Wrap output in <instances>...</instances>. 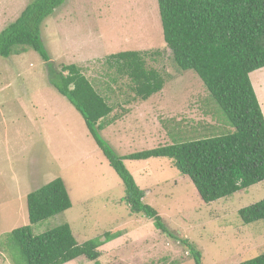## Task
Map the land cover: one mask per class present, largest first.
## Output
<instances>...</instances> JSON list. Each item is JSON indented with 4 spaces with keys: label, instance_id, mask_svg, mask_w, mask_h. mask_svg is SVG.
<instances>
[{
    "label": "rangeland",
    "instance_id": "rangeland-1",
    "mask_svg": "<svg viewBox=\"0 0 264 264\" xmlns=\"http://www.w3.org/2000/svg\"><path fill=\"white\" fill-rule=\"evenodd\" d=\"M32 1L0 0V32ZM41 38L56 67L79 66L112 106L99 135L118 156L234 131L198 75L173 62L157 0H65L44 21ZM124 50L149 52V66L164 78L146 101L135 99L126 77L112 79L106 60ZM250 80L264 109V67ZM123 163L166 231L130 212L124 184L81 114L49 84L39 54L28 47L0 57V264L21 263L17 247L5 242L13 229L30 225L27 195L56 178L72 206L31 224L33 234L64 223L78 243L119 234L98 248L96 260L63 264H194L183 240L201 251L202 264H239L264 253L263 221L244 224L238 213L264 199V181L205 203L169 158Z\"/></svg>",
    "mask_w": 264,
    "mask_h": 264
},
{
    "label": "trees",
    "instance_id": "trees-1",
    "mask_svg": "<svg viewBox=\"0 0 264 264\" xmlns=\"http://www.w3.org/2000/svg\"><path fill=\"white\" fill-rule=\"evenodd\" d=\"M65 0H33L17 20L0 32V57L31 48L46 63L49 84L81 114L84 123L108 164L125 186L123 201L131 213H140L166 231L157 210L144 203V191L135 183L124 160L169 158L173 166L192 181L205 203L229 197L264 181V116L250 80V74L264 67V0H157L163 39L175 65L193 70L222 110L233 132L118 156L99 135L112 106L93 87L76 64L56 65L42 38L44 21ZM147 51L124 50L111 54L106 64L115 82L121 76L135 99L148 100L164 86L162 74L149 66ZM122 86L117 88L122 91ZM108 123V122H107ZM30 225L71 208L61 178H56L27 195ZM244 224L264 223V199L239 209ZM9 233L5 245L20 251L13 264H63L80 256L96 260L99 247L118 233L78 243L67 223L40 234L31 226ZM170 236L173 235L170 233ZM194 264H202L201 251L186 240ZM239 264H264V253Z\"/></svg>",
    "mask_w": 264,
    "mask_h": 264
},
{
    "label": "crops",
    "instance_id": "crops-1",
    "mask_svg": "<svg viewBox=\"0 0 264 264\" xmlns=\"http://www.w3.org/2000/svg\"><path fill=\"white\" fill-rule=\"evenodd\" d=\"M260 103V102H259ZM260 105H261V108L263 109V105H262V103H260ZM263 111H264V109H263Z\"/></svg>",
    "mask_w": 264,
    "mask_h": 264
}]
</instances>
